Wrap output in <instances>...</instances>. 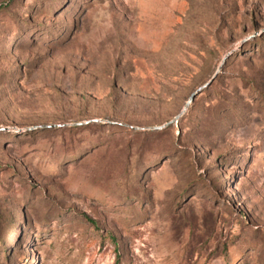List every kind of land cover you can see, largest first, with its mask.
<instances>
[{
	"label": "rangeland",
	"instance_id": "1",
	"mask_svg": "<svg viewBox=\"0 0 264 264\" xmlns=\"http://www.w3.org/2000/svg\"><path fill=\"white\" fill-rule=\"evenodd\" d=\"M0 264H264V0H0Z\"/></svg>",
	"mask_w": 264,
	"mask_h": 264
},
{
	"label": "water",
	"instance_id": "2",
	"mask_svg": "<svg viewBox=\"0 0 264 264\" xmlns=\"http://www.w3.org/2000/svg\"><path fill=\"white\" fill-rule=\"evenodd\" d=\"M195 94H193L192 96H190V98L186 101L185 105L187 106L189 104V101L193 98Z\"/></svg>",
	"mask_w": 264,
	"mask_h": 264
}]
</instances>
